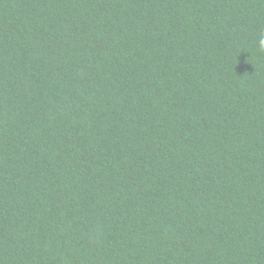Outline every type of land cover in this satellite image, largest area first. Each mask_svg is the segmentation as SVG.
Instances as JSON below:
<instances>
[{"label": "trees", "instance_id": "16d2710c", "mask_svg": "<svg viewBox=\"0 0 264 264\" xmlns=\"http://www.w3.org/2000/svg\"><path fill=\"white\" fill-rule=\"evenodd\" d=\"M264 0H0V264H264Z\"/></svg>", "mask_w": 264, "mask_h": 264}, {"label": "clouds", "instance_id": "9594fccd", "mask_svg": "<svg viewBox=\"0 0 264 264\" xmlns=\"http://www.w3.org/2000/svg\"><path fill=\"white\" fill-rule=\"evenodd\" d=\"M260 44H261L262 47H264V39H262V40L260 41Z\"/></svg>", "mask_w": 264, "mask_h": 264}]
</instances>
